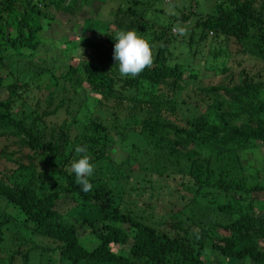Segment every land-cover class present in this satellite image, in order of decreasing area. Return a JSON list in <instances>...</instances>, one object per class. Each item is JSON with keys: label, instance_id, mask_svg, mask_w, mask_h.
Listing matches in <instances>:
<instances>
[{"label": "trees", "instance_id": "trees-1", "mask_svg": "<svg viewBox=\"0 0 264 264\" xmlns=\"http://www.w3.org/2000/svg\"><path fill=\"white\" fill-rule=\"evenodd\" d=\"M214 2L204 14L181 5L166 22L118 3L105 20L111 31L95 14L75 39L58 40L61 58L49 62L40 47L58 42L42 38L58 23L52 10L73 14L91 0H0V264L34 255L35 264H264V217L251 204L253 192L264 194V172L247 183L237 158L264 143V0ZM117 29L155 46L153 65L135 78L121 77L113 59ZM75 40L87 58L66 54ZM198 56L224 74L217 83L191 69ZM34 90L43 100L23 103ZM80 145L95 165L88 193L70 170ZM141 170L179 176L181 207L155 220L127 209L121 180ZM59 201L71 208L59 211Z\"/></svg>", "mask_w": 264, "mask_h": 264}, {"label": "rangeland", "instance_id": "rangeland-1", "mask_svg": "<svg viewBox=\"0 0 264 264\" xmlns=\"http://www.w3.org/2000/svg\"><path fill=\"white\" fill-rule=\"evenodd\" d=\"M123 0H91L90 4L85 5V3H78L76 6V10L73 14L65 13L60 10H52V14L54 18L57 20V24L53 21L51 24L46 26V30L42 33V38L45 37V41L48 40L46 37H52V39L58 41L64 36H68L70 38L75 39V35H80L82 33L83 28V20L86 19H94V15L96 14L94 22H96L97 26L103 27L102 30L111 31L113 28L111 25H107L105 23L106 18L110 11L114 10L116 5H121V7L132 6V8L137 11L136 18L142 17L141 19H147L149 21H158V22H166L169 15L171 13H178L175 11L176 9H180L181 5H184L182 11L185 12L188 10L189 5L193 7V9L198 12L205 13L211 12L213 9L214 0H138L137 4H131V2H124ZM157 9V10H156ZM194 16L190 15V22H192ZM60 24V26H59ZM126 30V29H125ZM120 31L117 29V32ZM171 34L177 35V28L171 27ZM49 43V42H48ZM70 46H69V45ZM67 46L70 51H68V55L72 54L77 59L87 58L86 52L81 57V51L79 47H74L72 45L76 44V40L71 43L68 42ZM173 45H177V42L174 41ZM41 52H47L50 55L49 62L57 61L61 58V52L63 51V43L58 41L55 43V48L49 51L48 46H41ZM63 48V49H62ZM74 49V50H73ZM176 51L175 49H172ZM75 51V52H73ZM46 53V54H47ZM47 54V55H48ZM185 54V53H184ZM204 54V52H202ZM86 55V56H85ZM186 55V54H185ZM187 56V55H186ZM201 57H196L192 61L191 69L194 72H197L198 77L205 82L217 83L219 81V77L222 75L218 71L203 69V62L200 59ZM224 59L221 61L223 62ZM55 64L56 67H58ZM80 94L83 96L87 93L83 91L81 93V89H79ZM45 91L34 90L31 93L21 94V99L24 100L23 103L26 105H33L34 99H40L41 101L44 98ZM5 97L4 92H0V99ZM262 100H264V92L261 95ZM87 107H91L90 98H86ZM58 116H51L48 119L59 121L64 115L61 113ZM77 123L75 125V131H77ZM256 146L248 147L243 150L237 151V158L242 166V173L247 177V183H251L256 178H261L264 172V143L254 142ZM113 154L110 155L111 158L115 161H119L123 158L124 152L119 148H115L112 146L111 151ZM150 160H145V163L148 164ZM124 173L127 174V171ZM146 173V174H145ZM121 180V189H122V201L125 207L129 210H132L134 213L140 214L141 216H146L150 220L163 218V216H168L170 211L176 210L181 206V200L178 198L177 187L179 186L180 177L178 176H158L155 172L149 170H141L136 174L128 173V176L122 178ZM183 179V178H182ZM251 204L255 207L257 213L260 216L264 217V194L262 192H253L252 193ZM174 204V205H172ZM56 208L59 211L67 212L69 208H71V202L68 201H59L56 204ZM7 210L14 214L15 211L9 207ZM15 233L13 228L10 230ZM20 233L26 234L28 238L38 242L35 235L30 234L26 229H20ZM83 239L89 240L91 236L83 233ZM91 242H89L90 244ZM28 246V245H26ZM220 259V258H218ZM42 263L41 257L39 255L32 256L30 264Z\"/></svg>", "mask_w": 264, "mask_h": 264}, {"label": "clouds", "instance_id": "clouds-1", "mask_svg": "<svg viewBox=\"0 0 264 264\" xmlns=\"http://www.w3.org/2000/svg\"><path fill=\"white\" fill-rule=\"evenodd\" d=\"M177 31L180 35L186 34L184 28H178ZM154 48L155 46L136 29L118 31L115 34L113 59L118 64L120 76L135 78L150 68L154 63ZM75 152L82 155L71 163L70 170L74 173L75 182L80 185L81 191L88 193L93 189L90 178L94 174L95 165L87 154L86 146H76Z\"/></svg>", "mask_w": 264, "mask_h": 264}]
</instances>
